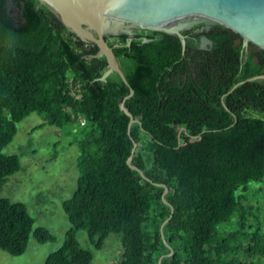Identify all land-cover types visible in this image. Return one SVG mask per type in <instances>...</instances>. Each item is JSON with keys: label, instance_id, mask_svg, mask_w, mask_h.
Returning a JSON list of instances; mask_svg holds the SVG:
<instances>
[{"label": "trees", "instance_id": "16d2710c", "mask_svg": "<svg viewBox=\"0 0 264 264\" xmlns=\"http://www.w3.org/2000/svg\"><path fill=\"white\" fill-rule=\"evenodd\" d=\"M152 37L131 47L108 42L129 85L116 73L104 81L106 57H93L98 47L86 50L50 7L0 0V188L21 168L20 157L3 150L23 119L36 112L63 127L82 118L80 175L63 202L72 227L43 264H90L94 254L81 246L80 230L96 249L121 235L118 264H159L170 252L160 229L171 214L164 233L174 254L162 264H264V230L248 225L252 213L244 205L250 183L264 182V84L250 81L228 93L259 72L239 52L212 64L184 53L179 39ZM70 78L83 84L80 99L69 94ZM131 88L125 106L138 122L129 133L120 105ZM248 107L261 116L240 113ZM133 140V164L169 187L168 203L163 187L127 165ZM223 223L235 226L221 233ZM32 234L39 242L54 239L35 226L24 203L0 196V250L21 255Z\"/></svg>", "mask_w": 264, "mask_h": 264}, {"label": "rangeland", "instance_id": "374dc122", "mask_svg": "<svg viewBox=\"0 0 264 264\" xmlns=\"http://www.w3.org/2000/svg\"><path fill=\"white\" fill-rule=\"evenodd\" d=\"M45 117L34 112L23 119L13 141L4 148V153L20 157L21 168L2 184L0 196L24 203L35 219V226L46 227L54 239L39 242L32 234L23 254L11 255L0 250V264H43L49 254L65 244L67 232L72 227L63 202L75 192L80 175L77 133L82 127V118L58 127L47 122ZM248 188L244 201L252 213L248 225L258 222L264 230V182H252ZM234 226L223 223L218 231L222 233ZM77 238L83 248L94 254L90 264H118L122 260V236L119 234L109 235L101 249L92 245L85 230L78 231Z\"/></svg>", "mask_w": 264, "mask_h": 264}, {"label": "water", "instance_id": "95a60500", "mask_svg": "<svg viewBox=\"0 0 264 264\" xmlns=\"http://www.w3.org/2000/svg\"><path fill=\"white\" fill-rule=\"evenodd\" d=\"M50 7L62 22L85 43L95 44L99 52L93 57H106L109 69L100 78L106 81L116 73L129 85L121 69L114 49L106 40V35H116L126 32L135 25L154 28L167 33H179L183 28L176 29L169 26L176 20H191V23H210L221 25L232 33L239 34L246 42H251L264 50V0H39ZM129 31V30H128ZM185 48V42L183 43ZM90 51L92 45L85 47ZM264 76H255L236 84L233 91L240 84L256 80ZM135 93H130L121 102V109L129 116L128 131L138 122L133 113L127 109L125 103ZM132 154L127 158V165L140 172L142 177L157 186L163 187L162 198L165 203L169 187L154 182L151 178L133 164V155L137 149V142L133 140ZM172 208V212H173ZM172 216V214H171ZM171 216L161 225V236L170 252L159 259L162 264L164 256L174 254L173 247L167 242L164 227Z\"/></svg>", "mask_w": 264, "mask_h": 264}, {"label": "flooded vegetation", "instance_id": "af4514ba", "mask_svg": "<svg viewBox=\"0 0 264 264\" xmlns=\"http://www.w3.org/2000/svg\"><path fill=\"white\" fill-rule=\"evenodd\" d=\"M179 25L183 26V28L179 29V33H167L162 30L135 25L130 29H127L126 32H119L116 35H106L105 37L106 40L111 42L114 47L121 45L124 41H127L128 46L131 47L134 41L144 39V42H148L153 39L152 36L160 37L161 39L165 38L166 40L171 39L173 41L179 39L184 53L189 52L195 56H198L199 58H207L212 64H215L218 61V58L222 53L228 54L230 52H239L240 60L246 65H252L254 71L259 72L257 75L252 77L264 76V50L251 42H246L239 34L232 33L227 28L218 24H210L206 22L191 23V20L189 19H185L183 21L176 20L171 23L169 27L176 29ZM184 42L185 48L183 46ZM86 45H92V49L96 46L95 44L88 43H86ZM129 59L131 62L132 60L130 57ZM252 81H261L264 84V77H260ZM231 90L228 93L232 92ZM213 92L218 94L220 89H214ZM225 95L226 94H223L221 96L222 100H224ZM236 109L240 110V108ZM243 109L245 110L243 111L241 109V114L246 112L249 115L261 116V113L257 109H251L250 107ZM228 111L232 112L237 120L236 113H234V111L230 108H228Z\"/></svg>", "mask_w": 264, "mask_h": 264}, {"label": "built area", "instance_id": "2783aa9c", "mask_svg": "<svg viewBox=\"0 0 264 264\" xmlns=\"http://www.w3.org/2000/svg\"><path fill=\"white\" fill-rule=\"evenodd\" d=\"M69 94L75 97L76 99H80L83 93V84L80 80L75 81L73 78H70L67 81ZM85 123L84 119H82L81 124Z\"/></svg>", "mask_w": 264, "mask_h": 264}]
</instances>
